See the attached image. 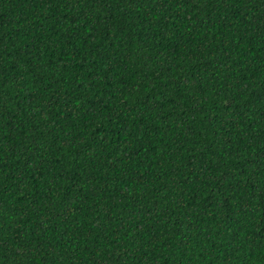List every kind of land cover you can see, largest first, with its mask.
<instances>
[{
    "label": "trees",
    "instance_id": "1",
    "mask_svg": "<svg viewBox=\"0 0 264 264\" xmlns=\"http://www.w3.org/2000/svg\"><path fill=\"white\" fill-rule=\"evenodd\" d=\"M0 264H264V0H0Z\"/></svg>",
    "mask_w": 264,
    "mask_h": 264
}]
</instances>
